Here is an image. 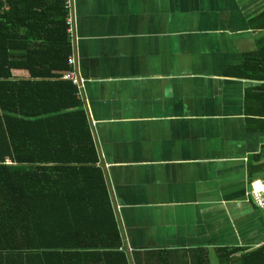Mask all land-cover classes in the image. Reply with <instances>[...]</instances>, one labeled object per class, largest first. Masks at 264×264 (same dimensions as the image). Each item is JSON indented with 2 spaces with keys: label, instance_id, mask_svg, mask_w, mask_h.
I'll return each mask as SVG.
<instances>
[{
  "label": "crops",
  "instance_id": "0c3cea01",
  "mask_svg": "<svg viewBox=\"0 0 264 264\" xmlns=\"http://www.w3.org/2000/svg\"><path fill=\"white\" fill-rule=\"evenodd\" d=\"M263 11L264 0H74L79 97L127 251L204 248L219 264L218 247L264 246L250 193L264 188V102L244 103L260 82L225 74L257 50ZM0 32L19 50L22 17L2 16Z\"/></svg>",
  "mask_w": 264,
  "mask_h": 264
},
{
  "label": "trees",
  "instance_id": "16d2710c",
  "mask_svg": "<svg viewBox=\"0 0 264 264\" xmlns=\"http://www.w3.org/2000/svg\"><path fill=\"white\" fill-rule=\"evenodd\" d=\"M5 3L0 19L19 15L26 32L19 50L0 32V264H209L204 248H124L83 101L63 78L72 53L64 2ZM257 46L225 72L260 82L245 104L264 102V36ZM19 68L27 77L14 78ZM244 250L218 247V263L264 264V246Z\"/></svg>",
  "mask_w": 264,
  "mask_h": 264
},
{
  "label": "built area",
  "instance_id": "2783aa9c",
  "mask_svg": "<svg viewBox=\"0 0 264 264\" xmlns=\"http://www.w3.org/2000/svg\"><path fill=\"white\" fill-rule=\"evenodd\" d=\"M63 2H64V8L67 11V15L65 19V22L67 25L66 33H67L68 40L71 43V40L73 38V22H72L71 12L73 8L74 0H63ZM68 65L71 67V70L69 72H66L63 75V78L70 80L72 84H74L80 91L82 80L79 79L75 74V69H74L75 60L72 55L68 57ZM250 185H251L250 193H251L254 203L257 206L264 208V188L262 184L260 183V181H253L251 182Z\"/></svg>",
  "mask_w": 264,
  "mask_h": 264
}]
</instances>
